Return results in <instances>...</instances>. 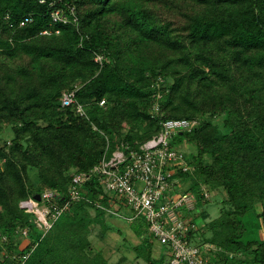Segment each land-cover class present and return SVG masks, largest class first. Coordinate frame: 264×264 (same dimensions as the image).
Segmentation results:
<instances>
[{
	"label": "trees",
	"instance_id": "obj_1",
	"mask_svg": "<svg viewBox=\"0 0 264 264\" xmlns=\"http://www.w3.org/2000/svg\"><path fill=\"white\" fill-rule=\"evenodd\" d=\"M67 92L75 102L63 106ZM177 120L198 123L170 142L196 148L176 175L196 200L183 210L189 242L214 248L209 264H264V240L245 224L255 212L264 231V0H0V138L12 132L0 140V264H108L90 236L111 230L97 205L114 196L91 176L70 200L72 178ZM202 187L224 196L209 222ZM44 190L69 203L45 234L19 207ZM151 247L131 249L166 264Z\"/></svg>",
	"mask_w": 264,
	"mask_h": 264
},
{
	"label": "built area",
	"instance_id": "obj_2",
	"mask_svg": "<svg viewBox=\"0 0 264 264\" xmlns=\"http://www.w3.org/2000/svg\"><path fill=\"white\" fill-rule=\"evenodd\" d=\"M57 14H54V19L63 20ZM74 102L73 93L63 94V106H70ZM76 112L84 115L81 105L76 106ZM197 124V121L187 120L164 121L160 123L158 133L142 143L137 150L120 145L109 157L104 156L89 174L74 175L72 186L69 187L70 200L79 199V187L91 176L97 177L103 190L115 197L112 205L117 210L100 204L97 206L128 221L143 217L153 239L168 251L166 264H209L207 254L214 248L207 244H192L188 239L189 230L195 226L183 218V210H192L196 200L191 191L185 190L176 175L180 171H190V167L184 154L170 143L176 132L190 131ZM200 193L204 198L210 196L205 187H202ZM57 195L56 191L44 190L39 195V201L32 197L19 203L24 212L33 215V222L43 234L51 229L61 213L68 208L69 203L61 208L50 204ZM121 204L130 215H121ZM22 235H26V232L23 231ZM26 257L19 259L20 264L24 263Z\"/></svg>",
	"mask_w": 264,
	"mask_h": 264
},
{
	"label": "rangeland",
	"instance_id": "obj_3",
	"mask_svg": "<svg viewBox=\"0 0 264 264\" xmlns=\"http://www.w3.org/2000/svg\"><path fill=\"white\" fill-rule=\"evenodd\" d=\"M221 118L212 119L213 124L219 126ZM12 138V132L10 129L5 130L0 140L9 141ZM2 142V141H0ZM172 142V141H171ZM173 148L184 153L187 157L190 153H195L196 148L192 144L180 143L173 141ZM183 187L186 184L183 183ZM108 196L113 194L107 193ZM223 195L219 192L212 193L208 202L202 204L200 211L204 212L208 217L205 220L209 222L217 218L220 214L223 205L221 203ZM115 200V197L114 199ZM112 209L117 210L114 205L110 206ZM260 208H258V212ZM121 215H130L127 210H119ZM93 215V213H92ZM197 226L202 223L201 218H195L193 220ZM105 222L111 227V230L105 232L100 225L92 226L91 245L95 250L102 252L107 260L108 264H146L142 259H137L136 252L131 249L132 245L142 244L145 241L151 242L152 256L158 258L165 254V247L161 246L149 232L147 223L143 217H138L133 221L125 220L124 218L116 215H106ZM245 224L247 228V237L252 239H263L264 231L259 227L257 219L255 218V212L249 213L245 218ZM19 248L23 249L29 243V238L26 235L18 237ZM204 241V238L200 235H195L193 242L200 245Z\"/></svg>",
	"mask_w": 264,
	"mask_h": 264
},
{
	"label": "water",
	"instance_id": "obj_4",
	"mask_svg": "<svg viewBox=\"0 0 264 264\" xmlns=\"http://www.w3.org/2000/svg\"><path fill=\"white\" fill-rule=\"evenodd\" d=\"M34 199H35L36 201H39V200H40V196H39V195H35V196H34Z\"/></svg>",
	"mask_w": 264,
	"mask_h": 264
}]
</instances>
